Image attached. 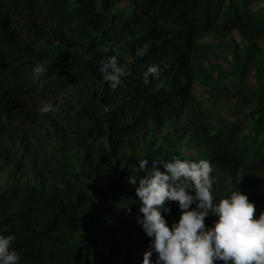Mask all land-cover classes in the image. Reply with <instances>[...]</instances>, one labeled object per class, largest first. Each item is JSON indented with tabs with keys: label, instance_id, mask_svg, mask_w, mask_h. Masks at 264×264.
Returning <instances> with one entry per match:
<instances>
[{
	"label": "trees",
	"instance_id": "16d2710c",
	"mask_svg": "<svg viewBox=\"0 0 264 264\" xmlns=\"http://www.w3.org/2000/svg\"><path fill=\"white\" fill-rule=\"evenodd\" d=\"M259 1L0 0V142L10 135L13 122L34 107L38 94L70 81V60L51 57L56 47L48 44V52L35 40L46 41L51 29L70 31L80 24L95 46L81 72L93 78L92 87L76 114L84 134L104 140L108 148L99 160L88 151L84 154V181L74 178L49 195L38 186L0 192V234L15 236L12 247L20 255L19 264H142L130 255L145 252L150 238L136 223L138 185L128 183L142 155L150 167L153 159L187 158V149L195 150V160H208L231 182L216 198L239 189L254 204L253 218H258L264 211V108L257 111L250 137L243 139L235 127L217 132L211 141L199 137L185 130L182 116L192 88L197 36L209 29L243 27H248L251 40L264 35V14L252 10ZM145 43L150 47L138 57L136 50ZM109 56L127 73L115 90L98 72L99 60ZM44 62L50 63L44 65L45 84L38 89L32 69ZM149 65H158L161 76L149 77L146 85L142 75ZM152 123L165 129L157 144L150 139L139 150L121 152L123 143L135 136L140 140ZM173 145L187 148L175 151ZM2 150L8 161L6 148ZM166 206L172 211L170 202ZM171 211L162 215L166 218ZM151 259L155 261L156 253Z\"/></svg>",
	"mask_w": 264,
	"mask_h": 264
},
{
	"label": "rangeland",
	"instance_id": "374dc122",
	"mask_svg": "<svg viewBox=\"0 0 264 264\" xmlns=\"http://www.w3.org/2000/svg\"><path fill=\"white\" fill-rule=\"evenodd\" d=\"M252 10L263 15L264 0L254 3ZM247 28L226 32L209 29L197 36L191 56L192 88L182 116L187 132H196L199 137L204 136L211 141L217 132L235 127L238 138L250 137V127L259 114L257 111L264 108V35L251 40ZM35 44L48 52L47 45L51 44L56 47L51 57L70 60L71 66L67 71L71 78L59 90L38 94L34 107L13 122L10 135L0 142V192L13 186L24 189L38 186L45 195H49L56 188L70 184L74 178L80 181L88 178L85 171L87 163L81 166L84 171L80 168L87 151L96 160L108 151L104 140L91 139L84 134L76 114L92 87L93 78L87 73L81 74L92 60L95 44L90 33L80 24L74 25L70 31L55 32L51 29L46 41L35 40ZM49 63L44 62L40 66L44 68ZM34 75L38 89L42 88L45 84L43 74ZM42 102L52 103L56 111L40 113L38 106ZM164 130L158 126L146 128L140 140L135 136L123 143L121 152L139 150L142 141L150 139L157 144ZM2 147L6 148L8 161ZM170 148L175 149L174 145ZM186 148L183 146L175 151ZM187 153V158L180 159L197 160L194 158L195 150L187 149ZM210 164L213 167L211 175L215 178L213 195L218 197L227 192L231 182L225 181L226 174ZM244 188L249 189L248 182L244 183ZM170 203L173 205L172 213L165 218L169 225L180 214L178 202ZM214 219L207 217L206 225H211ZM143 253L136 250L130 257L140 260Z\"/></svg>",
	"mask_w": 264,
	"mask_h": 264
},
{
	"label": "clouds",
	"instance_id": "9594fccd",
	"mask_svg": "<svg viewBox=\"0 0 264 264\" xmlns=\"http://www.w3.org/2000/svg\"><path fill=\"white\" fill-rule=\"evenodd\" d=\"M149 47L145 43L136 55L143 57ZM32 71L39 75L44 69L37 64ZM98 72L111 90L127 75L115 56L100 59ZM160 76V67L149 65L143 72V83L147 85L149 77ZM38 111L47 114L55 112L56 107L42 102ZM137 161L138 168L134 166L135 174L128 178V183L138 185L136 223L150 238L142 264H264V211L254 219V204L239 189L234 188L224 197H214L215 178L208 160L190 161L173 156L167 160L153 159L150 167L143 155ZM138 171L144 175L138 178ZM167 202H178L180 213L171 225L162 215L171 211ZM210 216L215 219L206 225ZM14 241V235L0 234V264H19L20 255L12 247ZM153 253L155 261L151 259Z\"/></svg>",
	"mask_w": 264,
	"mask_h": 264
}]
</instances>
